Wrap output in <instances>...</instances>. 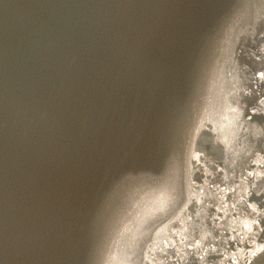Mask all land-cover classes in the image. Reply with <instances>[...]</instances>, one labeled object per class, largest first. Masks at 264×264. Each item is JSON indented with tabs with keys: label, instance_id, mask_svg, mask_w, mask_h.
Returning a JSON list of instances; mask_svg holds the SVG:
<instances>
[{
	"label": "water",
	"instance_id": "1",
	"mask_svg": "<svg viewBox=\"0 0 264 264\" xmlns=\"http://www.w3.org/2000/svg\"><path fill=\"white\" fill-rule=\"evenodd\" d=\"M262 73L264 0H0V264H264Z\"/></svg>",
	"mask_w": 264,
	"mask_h": 264
},
{
	"label": "snow or ice",
	"instance_id": "2",
	"mask_svg": "<svg viewBox=\"0 0 264 264\" xmlns=\"http://www.w3.org/2000/svg\"><path fill=\"white\" fill-rule=\"evenodd\" d=\"M261 75H264V73H262ZM253 255H255V253H252Z\"/></svg>",
	"mask_w": 264,
	"mask_h": 264
}]
</instances>
